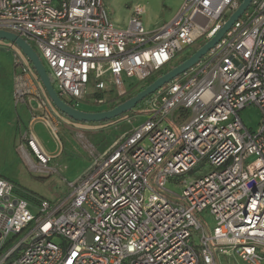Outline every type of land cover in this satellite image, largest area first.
Returning a JSON list of instances; mask_svg holds the SVG:
<instances>
[{"label": "built area", "instance_id": "obj_1", "mask_svg": "<svg viewBox=\"0 0 264 264\" xmlns=\"http://www.w3.org/2000/svg\"><path fill=\"white\" fill-rule=\"evenodd\" d=\"M241 1L183 0L168 22L146 30L138 7L118 28L103 0H0V30L34 45L58 96L80 109L89 88L103 106L172 67ZM24 61L13 56L14 103L51 112ZM144 106L145 121L56 200L29 202L0 176V264H217L215 256L228 254L264 264V0H252ZM250 106L260 113L257 131L240 116ZM24 144L28 168L46 173L51 157L33 135ZM198 164L208 170L187 181Z\"/></svg>", "mask_w": 264, "mask_h": 264}, {"label": "rangeland", "instance_id": "obj_2", "mask_svg": "<svg viewBox=\"0 0 264 264\" xmlns=\"http://www.w3.org/2000/svg\"><path fill=\"white\" fill-rule=\"evenodd\" d=\"M182 1L103 0L109 13V18L116 27L125 28L133 10L138 7L142 10L141 21L146 30H152L168 22L172 18L174 11L178 10ZM206 41L205 38L201 37L195 44L184 48L177 54L172 65L188 58ZM32 47L38 53L35 46L32 45ZM11 54L12 61L14 55L24 61L21 54L13 48H11ZM0 63L1 65L2 63L4 65L7 63V57L1 51ZM170 68L169 65L164 70ZM161 72L162 70L155 73L153 77L155 78ZM0 79L1 92L7 91L9 83L7 73L3 74L0 70ZM128 81L129 83H137L134 79ZM93 93V90L89 88L87 98L79 103L78 107L81 110L90 112L91 110L106 108L104 105L98 106L94 103ZM122 99H116V102ZM144 104L145 102L137 105L132 111L124 115L125 117H119L115 119L116 121L98 123H73L64 117H58L52 111L49 113L37 111V105L33 101L31 102V107H27L28 119L22 122L19 112H16L17 106L14 105V113L9 111L0 113L4 120L0 119V176L6 178L14 185L18 195H23V192H26L50 201L56 200L66 193L67 182H73L88 175L99 164L101 157L127 131L139 127L145 121ZM4 108L2 106L1 110ZM240 116L247 128L253 131L259 129L260 113L255 107H247L241 112ZM127 117H131L132 121L125 122ZM53 133H56V137ZM29 135L35 136L46 154L51 157L50 168L44 174L30 170L24 161L21 147ZM201 166V164L196 165L192 172L187 174V181L198 177L197 174L202 169L204 170ZM207 170L208 167H205L204 171ZM182 188V186L173 184L166 185V190L176 195L181 193ZM203 215H205L211 225V217L206 216V213H203ZM27 233L28 229H25L17 236L16 240L23 238ZM58 241V239L53 240L54 243H58ZM9 246H12V243ZM219 264L228 263L219 257ZM229 264L242 263L232 261Z\"/></svg>", "mask_w": 264, "mask_h": 264}, {"label": "water", "instance_id": "obj_3", "mask_svg": "<svg viewBox=\"0 0 264 264\" xmlns=\"http://www.w3.org/2000/svg\"><path fill=\"white\" fill-rule=\"evenodd\" d=\"M251 2L252 0H242L238 8L226 19L222 27L186 60L171 68L163 75L154 79L152 83H150L133 97L123 101L110 110L99 112H86L75 109L71 105L63 101L55 91L51 79L39 55L24 39L11 32L0 30V40L6 41L15 46L16 49L19 50L28 60L33 71L37 75L47 98L61 114L74 122L98 123L110 121L127 112L132 111L133 108L136 107L141 101L151 96L161 87L188 71L200 60L202 56L206 54V52L210 48H212L223 37V35L232 26V24L247 10Z\"/></svg>", "mask_w": 264, "mask_h": 264}, {"label": "crops", "instance_id": "obj_4", "mask_svg": "<svg viewBox=\"0 0 264 264\" xmlns=\"http://www.w3.org/2000/svg\"><path fill=\"white\" fill-rule=\"evenodd\" d=\"M175 13H176V10L174 11L173 16L175 15ZM11 48H13V49H15L17 51L15 46L11 45L10 43H8L6 41H1L0 40V51L7 57V63H5V65L3 63L1 65V63H0V68H1L0 70H1V72L3 74L7 73L8 81H9V83L7 85V91L1 92V90H0V110L2 109V106L5 107L3 110L0 111V113L2 111H4V112L5 111L6 112L9 111V112H13L14 113V108H15L14 105H15V106H17L16 112H19L20 119L22 120V122H25L26 119H28L27 107H31V103L29 104V102H24V103L15 104L14 101H13V96H12L13 81H12V77H13V73L15 71V68H14L13 63H12ZM14 118H15V115H14ZM0 119L2 121H4L1 116H0ZM23 148H25V144H23V146L21 147V150ZM219 257H221V260H226L228 264L230 262H232V261L233 262L238 261V262H240L242 264H245L234 254H228V255H222V256L221 255H217V256H215V260H216L217 264H219Z\"/></svg>", "mask_w": 264, "mask_h": 264}, {"label": "trees", "instance_id": "obj_5", "mask_svg": "<svg viewBox=\"0 0 264 264\" xmlns=\"http://www.w3.org/2000/svg\"><path fill=\"white\" fill-rule=\"evenodd\" d=\"M22 56H23V54L19 51V50H17ZM24 57V56H23ZM24 59L26 60V62L28 63V65L31 67V65H30V63L28 62V60L24 57ZM187 59V58H186ZM186 59H184V60H186ZM184 60H182V61H180L178 64H180L181 62H183ZM178 64H174V65H172V67L171 68H173V67H175L176 65H178ZM170 68V69H171ZM31 69H32V67H31ZM170 69H168V70H170ZM168 70H163L161 73H159L155 78L154 77H152V78H150L144 85H142L141 87H135V85H132L131 87H129V89H128V94L125 96V97H123V99L122 100H119V101H117L116 102V100H114V101H111V103H108V104H106V105H104V106H106V108H101V109H95V110H91L90 112H99V111H104V110H110V109H112V108H114L115 106H117L118 104H120V103H122L123 101H125V100H127V99H129V98H131V97H133L134 95H136L138 92H140L142 89H144L146 86H148L150 83H152L153 81H154V79H156L157 77H159V76H161V75H163L164 73H166ZM32 72L34 73V76H35V78H36V80L38 81V83L40 84V86H41V88H42V91H43V93L45 94V96H46V93H45V91H44V89H43V87H42V85H41V83L39 82V79H38V77H37V75L35 74V72L33 71V69H32ZM46 98H47V96H46ZM149 97H147L146 99H144L143 101H141L138 105H140L141 103H143V102H145L147 99H148ZM47 100H48V102H49V104H50V107H51V109H52V112L54 113V114H56L58 117L60 116V117H64V118H66L68 121H70V122H73V123H77V122H74V121H72V120H70L69 118H67L66 116H64L63 114H61L53 105H52V103L50 102V100L47 98ZM128 113V112H127ZM127 113H125V114H123V115H121V116H119V117H122V116H124V115H126ZM128 116V115H127ZM119 117H117V118H119ZM125 117V116H124ZM117 118H115V119H117ZM115 119H112V120H110V121H104V122H111V121H114ZM116 121V120H115ZM79 123V122H78ZM25 193V194H24ZM21 197H23L24 199H26L27 201H29V202H35L36 200H37V196H35V195H30V194H28V193H26V192H23V195L21 194L20 195ZM41 198V197H40Z\"/></svg>", "mask_w": 264, "mask_h": 264}, {"label": "flooded vegetation", "instance_id": "obj_6", "mask_svg": "<svg viewBox=\"0 0 264 264\" xmlns=\"http://www.w3.org/2000/svg\"><path fill=\"white\" fill-rule=\"evenodd\" d=\"M79 110H81V109H79ZM83 111V110H82Z\"/></svg>", "mask_w": 264, "mask_h": 264}]
</instances>
